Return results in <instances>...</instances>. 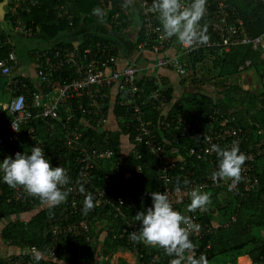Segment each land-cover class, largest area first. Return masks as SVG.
I'll use <instances>...</instances> for the list:
<instances>
[{
    "label": "trees",
    "instance_id": "16d2710c",
    "mask_svg": "<svg viewBox=\"0 0 264 264\" xmlns=\"http://www.w3.org/2000/svg\"><path fill=\"white\" fill-rule=\"evenodd\" d=\"M65 1L68 3H64ZM227 1L236 9L250 35L264 32V0ZM119 2L120 0H105L103 4L99 0H38L28 12L23 11L22 14L34 29L38 26L37 35H41L44 39H52L62 30L76 28L81 21L97 25L106 21L115 32H120L136 21L130 12L124 13ZM57 3L65 4V14H56L53 5ZM214 5L212 0H207V11L201 20V25H206L207 35L210 38H215L211 25ZM95 7L106 10L107 14L103 22L92 14V9ZM137 8L139 11L140 7L137 6ZM114 13H117L115 18L112 17ZM68 15H71V23ZM138 15L139 31L133 42L134 47L145 40L144 15L140 12ZM155 23L160 25L158 13ZM97 41L109 43L111 52L118 54L116 41L98 33L90 34L78 44V47L83 49L91 45L92 53H94L98 48ZM54 45L72 46L73 44L70 41L61 40ZM143 47L149 49L150 45L144 43ZM4 48L5 46L0 47V56L5 53L2 51ZM247 58L251 59L252 66L258 73L262 53L249 44H235L228 50L212 44H203L189 53H184L182 59L186 63L187 73L180 77L179 83L187 85V91L178 95L175 93L177 97L174 96L172 84L167 81L154 77L147 79L138 74L137 81L142 87L137 91V100L141 108L140 116L150 128L151 138L164 147L165 156L171 157L175 152L172 150H176L180 156L175 160L176 167L170 169L176 174L171 196L179 207L190 203L187 192L192 188L185 189L183 179L199 180L200 176L210 171L211 163L208 160V154L197 157L195 153L189 152V147L197 148L200 145V138H193L188 133L182 134L184 124L176 127V122L172 119L173 115L181 114L192 122L199 119L202 124L209 121L217 123L225 116H235L234 119L239 127L247 132L239 146L240 150L264 137V87L250 89L242 87L236 81H226L228 78L234 79L237 76L238 66ZM71 70L72 67H69L65 71L71 74ZM259 76L258 73L257 79ZM207 83L214 84L215 87L205 90L204 85ZM112 85H118V83ZM111 86L93 89V94L96 95L97 102L101 103L100 108L103 109L102 122L96 123L95 116L89 119V114L81 107L75 110L71 122L72 125L77 124L80 131L78 145L69 146L66 143L60 121L55 133L51 136L44 131L42 122L36 123L39 126L37 134L44 141L43 149L46 157L50 159L53 167L66 168L69 177L76 171L75 157L81 145H102L109 147L112 154L100 159L93 167L95 183L103 186L109 194L114 190L123 192L121 189L123 183L142 188L141 196L123 205L124 216L114 215V206L111 204L94 206V210L88 216L89 230L78 233L77 241H73V236H68L71 245L64 252L59 253L60 258L69 264H83L84 261H91L96 256L104 260L106 253L114 251L117 246H126L136 252L141 263L149 264L151 257H155L154 264H169L172 257L166 256L162 249L147 246L143 242H137V248L134 249L127 243L125 237L119 235L122 229L127 227V222L135 221L134 216L138 211H145L147 207H151L150 194L158 191L160 180L156 173V158L149 150V146L144 140L137 142L135 139L138 129L133 109L126 103L118 102L119 97L125 98V96L121 94L119 86L116 95L113 96L110 92ZM158 87H161L166 97V103L162 108L157 107V101L150 96L151 91ZM103 93L107 95L101 98ZM82 95V97H72V108L82 103L83 106L88 105L92 109V104L89 103L90 97ZM60 113L61 120L65 119L68 112L64 105ZM11 117L12 113H9L7 119ZM32 146H34L33 141L22 134L17 141L6 145V153L2 155L14 158L16 152L30 153ZM56 158L59 160L56 161ZM119 159L122 161L121 165L117 164ZM124 162H132L135 168L129 169L127 164H123ZM215 163H218V158ZM253 166V172L257 175L259 182L257 187L251 190L243 191L239 187V190L229 191L227 185L204 187L206 192L211 194V203L206 211H196L201 232L199 236L192 237L191 240L197 246V258L203 253L208 258L209 264H234L237 256L248 255L252 260L251 264H264V156H258ZM185 169L193 173L185 174ZM127 171L131 173L124 178ZM105 173H109L108 179L104 177ZM177 177L181 180L179 192L176 190ZM108 184L111 186L108 187ZM219 193L222 194L219 195ZM12 195L13 187L7 185L0 176V223L3 240L19 246L51 245L53 241L51 226L58 223L57 206L49 207L34 196L32 202L9 200ZM216 209L224 217L217 223L214 222L212 215ZM130 230V227L126 228V232ZM100 249L101 252H99ZM81 259L84 260L81 261ZM105 262L108 264L109 260ZM41 263L63 264L61 260L55 259L51 261L42 259ZM117 264L130 263L120 257Z\"/></svg>",
    "mask_w": 264,
    "mask_h": 264
},
{
    "label": "built area",
    "instance_id": "2783aa9c",
    "mask_svg": "<svg viewBox=\"0 0 264 264\" xmlns=\"http://www.w3.org/2000/svg\"><path fill=\"white\" fill-rule=\"evenodd\" d=\"M103 2L105 0H102ZM138 4L143 8L144 15V39L139 45L143 46L144 43L150 45V49L156 54V64L159 66H171L181 76L186 75L187 68L186 63L182 62L178 55L164 54L163 50L168 44L170 38H162L163 31L159 24L154 22L156 12L152 10V0H136ZM216 4L212 11V32L215 33V38H210L206 45H216L223 50H228L235 44H249L252 48L258 49L262 53V62L258 73L260 86L264 87V32L258 35H250L243 25L241 18L232 17L227 9L226 0H213ZM22 1H18L13 5L15 9ZM187 2V0H185ZM116 13H114L113 16ZM26 30L29 32L31 28L26 26ZM97 51L92 53L91 45L79 49L78 46L71 47L68 45H58L52 50L41 49L35 52V59L38 61L37 76L43 82H46L47 88L45 90H32L29 92L27 98L25 93L18 91L13 95L5 104V107L12 113V117L7 122L6 126L0 131V161L6 156L2 153H6L5 147L7 144L17 141L22 134H25L33 141L34 146L43 148L44 141L37 134L38 127L37 121L42 122L43 129L48 136L55 133L57 124L60 121L61 130L65 136L66 143L69 146L78 145V137L80 131L78 125H72V117L74 116L77 107H81L89 115L88 118L96 117V123L103 121V109L100 108L101 103L97 102L96 95L93 94L94 87L104 88L110 87L112 84L118 82V86L121 88V94L125 98L119 97V103H126L133 109V114L137 120L136 128L138 133L135 139L137 142H144L149 146V150L156 158V173L160 180L158 188L159 192H164L169 196V199L174 209L180 211L184 215L192 217L193 222L199 225V219L196 212H187V204H182L180 207L171 196L172 184L176 177L175 172H171L170 169L175 168L177 163L176 159L180 158L179 153L176 150L175 155L172 157L165 156L164 147L158 145L151 137L152 133L147 123L140 116L141 108L137 100V91L142 87L138 84L137 78L139 74V65L134 61H129L123 66H117V54L111 52L110 46L107 42H96ZM200 45L194 47H185L181 45L182 53H189L197 49ZM14 55L9 53V58H13ZM252 66L250 58L245 59L239 66V71H244L246 68ZM72 67L70 71H65L67 68ZM0 68L3 73L9 72V65L4 59L0 57ZM66 68V69H64ZM64 69V70H63ZM74 74V75H73ZM72 75V76H71ZM90 97V106H83L82 103H78L72 108V97H82L83 95ZM107 93H103L101 98L106 96ZM150 96L157 101V107H164L166 103V97L162 92L161 87L155 88L151 91ZM64 105L68 114L65 119H62L60 109ZM99 107L98 109H96ZM217 111V110H216ZM235 116H225L217 123L209 121L206 124L199 122V119H195L192 122L189 118L182 116L181 114L174 120L176 127H179L182 123V134H190L193 138H200V145L198 147H189L190 153H195L197 157H202L208 154V160L211 163V169L205 175L199 177V180L193 178L190 183L184 188L187 189L190 185L200 188L207 186H220L227 185L231 181L214 180L212 173L217 170L218 163L216 162V154L214 152H206V149H210L213 143L220 147H230L233 143L240 144L246 137V130H242ZM44 123V124H43ZM243 152L247 159L242 166V179L234 190H239V187L243 191L251 190L258 185V177L253 172V162L258 156H264V137L258 141L249 144L245 149L240 150ZM177 152V153H176ZM112 154V150L109 147L95 146L94 144L81 145L79 152L75 157L76 171L70 177V183L65 187L71 189L66 202L57 206L59 209V216L57 225L52 224V239L57 238V235H61L65 238L68 236H76L82 231L89 230L88 216L90 212L94 210V207L84 214L83 201L87 193H91L93 196L94 205L111 204L114 206V215L123 214V205L129 203L135 197L141 196L142 188L132 186L130 183H123L121 189L123 192L117 190L108 193L103 187L95 183L93 174V167L96 163L103 158L109 157ZM174 156V157H173ZM50 160V159H49ZM59 159L56 158V161ZM56 163V162H55ZM122 161H117L118 165H121ZM129 169L135 168L132 162H124ZM139 168V166H136ZM183 169V167H180ZM185 174L193 173L188 169H185ZM131 171H127L124 174L126 178ZM3 174L0 173V176ZM104 177L108 179L109 173H105ZM111 185L108 184V187ZM83 187L84 192L80 191ZM107 187V189H108ZM33 196L28 195L22 187L13 188V195L10 199L16 201L25 202L27 200L32 202ZM127 227H130V231L126 232V228L122 229L119 233L120 237H125L127 243L131 244L134 249L137 248V242L130 239V233L139 231L141 224L139 221L127 222ZM201 227L197 232H194L191 236H199ZM53 245L44 244L43 247L47 250V255L52 256L55 250L51 248ZM134 251V250H133ZM135 252V251H134ZM136 253V252H135ZM39 248L36 245L30 246L23 251V254L19 257H11L7 255L4 264H42ZM155 257H151L149 264H154ZM139 264H144L139 262Z\"/></svg>",
    "mask_w": 264,
    "mask_h": 264
},
{
    "label": "clouds",
    "instance_id": "9594fccd",
    "mask_svg": "<svg viewBox=\"0 0 264 264\" xmlns=\"http://www.w3.org/2000/svg\"><path fill=\"white\" fill-rule=\"evenodd\" d=\"M207 0H152V10L158 13L162 27V38L175 37L185 47L206 44L209 40L206 25H201L207 8ZM92 14L103 22L107 12L101 7L92 9ZM206 152H214L218 158L217 170L212 173L214 180L231 181L229 191L236 188L242 179V166L247 156L240 151L238 144L220 147L213 143ZM0 173L3 181L10 187H22L24 191L38 198L49 207H56L66 202L71 189L65 186L70 183L67 169L53 167L44 149L32 146L30 153L16 152L14 158L6 156L0 161ZM181 180L176 179V190L179 192ZM187 178L183 184H189ZM83 193L84 189L81 187ZM152 205L145 211H138L134 219L141 224L139 233H130V239L143 242L147 246L159 248L170 259L169 264H209L206 255L201 253L197 258V246L190 236L197 232L200 225L192 217L174 209L169 196L164 192H151ZM190 203L187 212L206 211L211 203V194L200 187L187 192ZM93 196L89 192L83 201V211L87 214L94 207Z\"/></svg>",
    "mask_w": 264,
    "mask_h": 264
},
{
    "label": "crops",
    "instance_id": "0c3cea01",
    "mask_svg": "<svg viewBox=\"0 0 264 264\" xmlns=\"http://www.w3.org/2000/svg\"><path fill=\"white\" fill-rule=\"evenodd\" d=\"M18 1H22V2H20L18 6L14 9L13 5ZM37 1L38 0H0V47L3 48L5 46V48L2 50L5 51V53L0 57L4 59L6 63L9 65L8 73H3L0 68V131L6 126L7 122L9 121L7 119L8 114L11 113L5 107V104L13 95H15L16 92L22 91L25 93L27 98H30L29 97L30 91L45 90L47 88L46 82L44 81L42 82L37 76L36 71L39 64L38 61L35 59V52L37 50L55 47L56 45L54 44H56V42L61 40L65 42L70 41L73 44L71 47H76L81 41L86 39L90 34L98 33L112 39H114L117 36V39H114L116 41V46L118 47V54L116 60L117 66H123L125 63L129 61H134L139 65L140 68L139 76H144L147 79H153L152 77H154V78L162 79L165 82L167 81V83L172 84L175 97H177V95L182 93L183 91H187V87H186L187 85H181L179 83V79L182 76L173 67L157 65L155 62L156 54L150 48L146 49L139 44L137 47L133 46V42L137 38L139 31L138 13L140 12L143 15L142 13L143 8L140 6V4H138L136 0H120L119 4L121 5V9L124 11V13L130 12L134 18V21H136L133 24L124 28L120 32H114L110 24H107L106 21H104V23L100 25H97L95 23H84L81 21L78 27L69 30H62L52 39H44L41 35H37L39 29L38 26H36V28L34 29L31 25L27 23L24 15L22 14L23 11L28 12L29 8L35 5ZM99 1L105 4V1L104 2L102 0ZM226 2L228 4L227 9L229 14L232 17L240 18L237 14L236 9L233 6H231L227 0ZM64 3L67 4L68 1H65ZM64 3H57L53 5L55 11L57 12L56 13L57 15L65 14L66 11L64 10V6H65ZM213 3L215 4L214 1ZM137 6L140 7L139 11ZM215 6L216 4L214 5V8ZM116 16H112V17L115 18ZM68 17L71 23L72 21L71 15H68ZM26 26H29L31 28V31L28 32L26 30ZM15 35L22 38L32 36L33 38L37 39V41L44 42V44L43 45L39 44L37 46L29 47L27 50L21 51V49H18L16 45L15 42L16 40L14 37ZM9 53H12L14 57L9 58ZM163 53L168 55H178V57L181 58V61L184 62V60L182 59L184 53L181 52V44L177 41L175 37L170 38L168 44L163 50ZM250 68L254 69L255 74L258 78V73L253 66H250L245 70H249ZM240 72L243 71H239L238 74ZM256 81H257V86L256 84H254L256 83ZM248 83L251 84L253 88L250 87H244V88L255 89L260 86L259 79L256 80V78H255V82H253L251 78V82ZM208 85H210V87L209 88L204 87L205 90L213 89L215 87L214 84H209V83L205 84L204 86H208ZM240 85L243 87L242 84ZM117 91H118V85H112L110 89L111 94L114 96L116 95ZM178 115L179 114L173 115L172 119L175 120L176 117H178ZM189 187L195 188L197 186L190 185ZM1 226L2 225L0 223V264H4L7 255H10L11 257H19L20 255L23 254L24 250L28 249L32 245L19 246L4 241L1 236ZM63 238L65 237L61 235H57V238L53 239L51 244L53 246H51V248L55 250V253L52 256L47 255V250L45 249V247H43L44 244L39 245L38 248H39V253L41 255V259L47 261H51L53 259H55L56 261L61 260V263L69 264L66 261H63L60 258V254H59L61 252H64L67 249V247L71 245L69 238L67 239H63ZM72 239L73 241H77L78 240L77 235L74 236ZM71 247L73 248V245ZM124 249L125 250L128 249L129 251L132 252V254L135 257L134 263L130 262L131 259L118 255L116 264L118 263L120 257L124 258V260L130 264H139V260L136 253L133 250L127 248L126 246H117L114 251L108 252L104 255V260L100 259L99 256H96L91 261H84L83 264H105L106 263L105 261L107 259L109 260L108 264H113V257L116 254L115 252L118 250H122L118 252H124ZM99 252H101V249ZM82 260L84 259H81V261Z\"/></svg>",
    "mask_w": 264,
    "mask_h": 264
},
{
    "label": "rangeland",
    "instance_id": "374dc122",
    "mask_svg": "<svg viewBox=\"0 0 264 264\" xmlns=\"http://www.w3.org/2000/svg\"><path fill=\"white\" fill-rule=\"evenodd\" d=\"M14 37H15V40H16L15 41L16 45H17L18 49H21V51H25L29 47L37 46L39 44H41V45L44 44V42H42V41L39 42V41H37V39L33 38L32 36H28V37L22 38V37H19V36L15 35ZM114 39H117V36ZM36 43H38V44H36ZM251 78H252L253 82H255V78L257 80V76H256L255 71H254L253 68H250L249 70H245L243 72H240L239 74H237V76L234 79L233 78H228L226 81H232L233 80V81H236V82L242 84L243 87L253 88L251 86V84L248 83V82H251ZM254 84H256V86H257V81ZM248 85H250V86H248ZM205 87L209 88L210 85L205 86ZM109 123H110V120H109ZM173 155H175V152L173 153ZM171 157H172V155H171ZM201 190L205 191V192L207 191L205 188L204 189L201 188ZM221 194L222 193H219V195H221ZM212 215H213V220L216 223L220 222L224 218L223 214L218 209H216ZM118 251H122V250H118ZM118 251L115 252L116 254L113 257V264H116L118 255H121L123 257L129 258V259H131L130 262L134 263L135 257H134V255L132 254L131 251H129L128 249L127 250L124 249V252H118ZM246 261H248L247 264H251V262H252L251 258L248 255H243V256H240V257L237 256L234 264H246Z\"/></svg>",
    "mask_w": 264,
    "mask_h": 264
}]
</instances>
